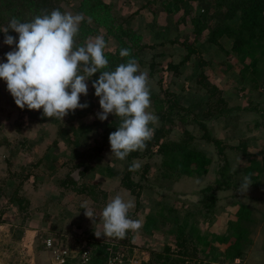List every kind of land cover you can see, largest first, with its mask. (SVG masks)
<instances>
[{
    "label": "rangeland",
    "instance_id": "374dc122",
    "mask_svg": "<svg viewBox=\"0 0 264 264\" xmlns=\"http://www.w3.org/2000/svg\"><path fill=\"white\" fill-rule=\"evenodd\" d=\"M109 1L111 13L119 23L121 10L122 12L135 11L141 2L146 0ZM208 1L191 0L192 12L195 15L211 13L217 17L218 13L209 6ZM79 3L80 0H71V4L67 0L57 3L61 9L60 12L55 17H49L44 24L47 31L43 35L46 40L41 48L42 54L54 49V43L59 40L67 41L66 47L73 45L82 47L79 37L71 35L73 29L81 24L82 16L77 9ZM143 14L150 19L148 12ZM181 18V14L169 15L161 11L160 17H157L159 20L157 27H160H158L160 33L175 36L178 42L185 39L190 44L194 38L192 25ZM185 18L187 19V16ZM127 25L133 24L125 23V26ZM12 26L10 23V27L14 30L11 33L7 32L5 25L0 27V52L4 49L7 51L14 49L13 39L16 38L11 40L7 38L16 37L19 32ZM21 37L26 38L25 35ZM87 41L88 46L93 49L96 48V43H102L99 37L95 39L94 36H87ZM220 42L224 46L223 50L215 44L208 46L205 40H196L191 44L197 47V51L187 59H185L186 50L179 43H166L151 50L157 55L158 63L151 76L146 72L140 75V91L145 90L146 93L137 94L138 100L127 107L140 111V119L145 120L150 130L165 124L155 116L156 104L151 95L168 98L165 94L170 92L175 98L181 97L179 99L181 105L186 110L191 108L192 116L190 115L187 118L188 121L182 124L186 127H172L171 131L165 130V136L167 139L178 141L185 134L184 130L189 131L194 137L197 148L206 154L211 162L207 171L202 174L179 175L178 171L173 169L165 173L161 164L162 158L155 151L133 157L129 161L135 168L134 172L132 170V177L135 182L143 186L137 197L122 184L121 177L126 171L127 161L122 159V155L114 156L115 150L112 148L103 147L105 136L102 125L92 124L95 121L93 119L95 114L100 112L98 109L100 99L108 96L102 93L99 97L94 92L90 79L79 75H71L67 79L69 90L66 91V95L73 99L75 106L77 105L78 108L84 106L83 109H87L80 113V117L72 119L73 116H69L67 109L64 108L67 104L62 102L64 93L59 95L51 93V87L60 81L65 72L64 69H60L61 76L56 80H49L46 87H42L45 91L43 95L53 97L54 108L56 112L59 110L58 117L56 120L52 119L45 124H39L36 120H30L26 115L15 110L17 108L13 106L9 95L3 92L1 87L15 91L22 99H26L28 95L35 97L39 94L42 90L41 86L27 87L15 68L11 74L0 78V264H28L27 257H30L34 264H42L45 259L43 244L46 238L53 239L58 246L61 245L76 252L81 247L91 244L90 236L95 241L97 260L100 256H105L107 257L105 264H110V259H114L112 264L162 262L163 259L159 262L153 260L155 257L150 255L149 246L159 248L162 242H169L170 237L167 236L165 226H159L158 230L151 228L150 231H143L141 226L146 215L160 211L165 214L170 212L169 216L172 219L178 217L181 220L180 214L186 210L182 209L183 206H187V210L191 211L193 205L201 198L200 193L203 187L214 183L216 170L219 164L223 163L220 153L226 155L230 168L238 172L233 177L230 188L224 187L216 191L217 201L211 214L203 212L208 219L212 215L209 219L210 224L205 226L203 222L199 224L197 221L195 226L203 237L212 240L217 232L227 227V222L230 221L228 216L236 202L248 205L254 217L249 228V235L240 241V256L235 257L228 264H264V174H260L257 180H251L245 175L240 165L238 169L235 164L236 161L239 164L245 160L236 147L238 144L247 142L253 147L249 148L250 153L253 154L262 148L259 147V141L255 138L264 137V130L257 125L261 116L253 106L258 105L264 108V71L256 80H241L237 74L239 69L237 65L240 67V64H233L235 56L232 53L226 55L224 52L230 49L229 39H220ZM114 45L115 42L111 36L104 42L107 50L114 49ZM79 47L71 51L72 57H78ZM40 53L41 51L39 55ZM53 56L58 57L59 54H53ZM196 56L213 61L212 68L205 70L211 73L214 69L211 79L219 88V95L230 111L228 117L200 116L198 118L206 123L210 136L220 139L222 151H219L211 141L202 139L201 133L197 130L198 126L194 123L195 120L193 122V113L197 112L194 110L196 106L201 107L204 101L212 104L209 103L212 96L210 98V94L202 93L200 84L194 82L197 76L193 73L200 71V67L195 63ZM170 61L184 62H181L182 65L179 63L178 72L173 74L167 67ZM260 66L264 70V59ZM56 68L55 63L48 64L45 74L53 75ZM6 82L10 87H7ZM194 98L197 99L195 102L197 104L193 107L191 103ZM90 101L92 110L89 111ZM70 108L77 109L71 106ZM83 121H86L87 125H92L86 134H89L90 138L86 141L87 143L79 145L80 149L76 153L69 135L75 129L78 131L80 127H83L81 125ZM132 126V131L135 133L137 129L134 124ZM168 127L166 125V128ZM92 143L102 145L101 150L93 151ZM136 143L137 140H131V144ZM87 145L91 148L89 155H82L81 151ZM141 149L142 146L139 147L140 151ZM92 156L98 159L97 167L100 170H88L84 177L79 179L78 182L86 187L85 193L77 190L76 193L72 188L60 187V179L67 174L76 177L78 171L88 160H91ZM49 165L54 166L55 170L48 169ZM147 166L148 169L145 168ZM252 173L255 175L257 171L252 170ZM27 174L31 176L22 181ZM93 178L100 190L96 196L94 193L97 190L92 196L88 194L94 189L88 179ZM21 182L22 185L18 186ZM16 189L26 201L23 202L26 204L24 208L7 205L9 200L3 198L4 195L10 197ZM137 205L139 211L136 212ZM192 220L194 219L191 218L190 221ZM199 221H203V218ZM29 230L34 231L33 236L27 232ZM46 254L47 258L48 252ZM202 255L204 253L198 250L194 257L195 262L187 260L188 264H227L220 263L219 258L213 260ZM94 263L95 259L92 258L91 264Z\"/></svg>",
    "mask_w": 264,
    "mask_h": 264
},
{
    "label": "trees",
    "instance_id": "16d2710c",
    "mask_svg": "<svg viewBox=\"0 0 264 264\" xmlns=\"http://www.w3.org/2000/svg\"><path fill=\"white\" fill-rule=\"evenodd\" d=\"M59 1L61 0H0V27L5 25L7 32L10 31L9 33H11L14 31L10 27L11 23L12 27L19 32V35L26 36L25 39H22L19 35L7 38V40L16 39H13L15 43L12 45L14 47L13 51L4 49L0 52V78L11 74L15 68L27 87L41 86L42 88L46 87L49 80L58 79L61 76L59 70L64 69L65 72L62 74V78L59 79L60 81L51 87V93L57 95L64 93L62 102L67 104L64 108L67 109L69 116H73L72 119H77V117H80V113L87 109H83L84 106L78 108L77 105H74L73 99L66 95V91L69 90L67 79L71 75H79L90 79L91 86L99 97L102 93L108 96L100 99L98 107L100 112L95 114L93 118L95 121L92 124L102 125L103 135L105 136L103 147L112 148L115 150L114 156L122 155V159L128 162L125 163L127 165L126 171L121 177L122 184L136 197L143 186L134 181L132 170L134 172L135 168L129 161L133 157L143 155L146 152L150 154L155 151L161 156V164L165 173L172 169L178 171L179 175H199L206 172L211 159L197 148L194 137L189 131L184 130L183 133L185 134L178 141L167 139L165 136V132L171 131L172 127H186L182 124L188 121L187 118L190 115L192 116L191 108L188 107L189 110H186L181 105V101H179L181 97L179 99L178 96L175 98L174 94L170 92L165 94L168 98L159 97L156 94L151 95L156 104L155 116L165 124L164 126H155L150 130L145 120L140 119L141 112L127 106L138 100V98L136 99L137 94L146 93L145 90L140 91V75L143 72H146L149 76L152 75L158 63L156 60L157 55L152 51L156 46H162L166 43L181 44L186 50L185 59H187L197 51V47L191 44L195 43L196 40H205L208 46L215 44L223 50L224 46L221 44L220 39L227 38L230 41V49L224 50V52L226 55L232 53L235 56L233 64H240V67L237 65L239 78L241 80L248 79L249 81L261 77L264 71L260 66L264 59V0H207L209 6L218 13L217 17L211 13L195 15L190 5L191 0H146L142 1L135 11L122 12L121 10V21L119 23L116 22V18L111 13L109 6L111 2L109 0H80L77 9L82 16L81 24L73 29L71 35L79 37L82 47H79L78 44V46L66 47L67 41L59 40L54 43V49H50L49 53L44 52L42 54L41 48L46 40L43 35L47 31L44 24L49 17H55L60 12L61 9L57 5ZM67 2L71 4V0H67ZM54 3L56 4L53 6ZM161 11H165L169 15L181 14V19L187 20L186 23L192 25L194 38L190 41V44L185 39L178 42L175 36H169L164 32L160 33V27H157V24L159 25L157 17H160ZM144 12H148L150 19L146 18ZM86 15H88V18H86ZM185 16H187V19ZM125 23L133 25L125 26ZM165 28L163 29L165 30ZM87 36H94L95 39L99 37L102 43H96L97 46L93 49L88 46ZM110 36L115 45L114 49L107 50L104 47V42ZM76 47L80 48L78 57H72L71 51ZM53 54H59V56L54 57ZM181 62L184 61L178 63L170 61L167 63V67L173 74L177 73L179 63L182 65ZM52 63H55L57 68L54 74L49 76L45 74V70L48 69V64ZM195 63L200 67V71L193 73L194 76H197L194 82L200 84L203 90L202 93L210 94V98L212 96L209 103L213 105L208 104V101H204L201 103V107L196 106L194 110L197 112L193 113V122L195 120L194 123L198 126L197 130L201 133V138L211 141L219 151H222L220 139L210 136L206 123L198 118L200 116L228 117L230 111L227 109L228 106L224 99L219 95V88L211 79L214 69L211 73L205 70L212 68L213 61L196 56ZM215 64L218 65L219 63ZM7 85V87H10L8 83ZM1 89L9 95L12 104H14L13 106L17 108L15 110L26 115L30 120L45 124L52 119L56 120V117H58L57 112L59 110L56 112V108H54L55 101L53 97L43 95L45 93L43 88L35 97L28 95L26 99H22L15 91L3 87ZM196 101L197 99L194 98L191 103L193 107L197 104ZM70 106L77 109L72 110ZM88 107L90 111L91 101ZM253 108L260 112L261 119L257 121V125L263 127L264 130V108L258 105L253 106ZM133 124L137 129L135 133L132 131ZM81 125L83 127H80L78 131L75 129L69 135L76 153L80 149L78 148L79 145L89 140V134H86L89 132L88 128L92 127L91 124L87 125L86 121H83ZM166 125L169 127L166 128ZM255 139L259 141V147L262 148L254 154L250 153L249 148L253 147L248 145L247 142L236 146L245 160L239 162V164L236 161L235 164L238 169L240 165L245 175L251 180H257L260 174H264V137ZM131 140H137V143L131 144ZM101 146L92 143L91 148L93 151L95 149L101 150ZM141 146L140 151L139 147ZM91 148H88L87 145L82 149L81 154L89 155ZM220 154L223 163L219 164L216 170L214 183L203 187L200 193L201 198L193 205L191 211L187 210V206H183L182 209L186 210L183 214H180L181 220L178 217L172 219L169 216L170 212L165 214L160 211L146 215L141 226L143 231H150L151 228L158 230L159 226H165L167 236L170 237V241L162 242L159 248L149 246L150 255L155 257L153 260L159 262L163 259L158 264H188L187 260L195 262L194 257L198 250L202 251L204 253L202 256L207 258L213 260L219 258L220 263L228 264L235 257L240 256V241L249 235V228L254 220L248 205L236 202L228 216L230 221L227 222V227L223 231L217 232L212 240L203 237L195 226L197 221L199 224L203 222L205 226L210 224L209 219L212 218V215L208 219L203 212L206 211L209 215L211 214L217 201L216 191L224 187L230 188L233 177L238 172V170L230 168L226 155ZM90 159L84 165L82 164L83 168L78 171L76 177L67 174L63 179H60V187L72 188L76 193L77 191L85 193L84 188L86 187L78 182L79 179L84 177L88 170H100L97 167L98 159H94L93 156ZM52 165H49L48 169L55 170ZM145 168L148 169V166ZM252 170H256L257 174L253 175ZM30 176L29 174L25 175L22 181ZM88 181L94 187L88 194L92 196L93 192L97 190L94 195H98L100 190H98L94 178L88 179ZM20 185H22V182L18 186ZM3 198L9 200L7 205L18 206L19 208H24L26 205L23 204L25 199L18 193V189L10 197L4 195ZM137 207L138 205L135 208L136 212L139 211ZM191 218L194 220L190 221ZM200 218H203V221H199ZM127 227L129 229V224H127ZM90 238L92 241H90L91 244L87 248L90 251L91 261L94 258V264H105L107 257L100 256L97 260L95 241L92 236ZM149 264L152 263L149 262Z\"/></svg>",
    "mask_w": 264,
    "mask_h": 264
},
{
    "label": "built area",
    "instance_id": "2783aa9c",
    "mask_svg": "<svg viewBox=\"0 0 264 264\" xmlns=\"http://www.w3.org/2000/svg\"><path fill=\"white\" fill-rule=\"evenodd\" d=\"M43 250L47 261L42 264H91L90 251L87 246L81 247L80 250L72 251L61 245H56L54 240L46 238L43 244ZM114 259H110L109 263L112 264Z\"/></svg>",
    "mask_w": 264,
    "mask_h": 264
},
{
    "label": "crops",
    "instance_id": "0c3cea01",
    "mask_svg": "<svg viewBox=\"0 0 264 264\" xmlns=\"http://www.w3.org/2000/svg\"><path fill=\"white\" fill-rule=\"evenodd\" d=\"M27 232H29L30 234H32L31 236L34 235V231H32V230H29V231H27ZM27 256H28V255H27ZM26 261L28 262V264H34L30 257H27V258H26ZM46 261H47V259L45 258V259L43 260V262L45 263Z\"/></svg>",
    "mask_w": 264,
    "mask_h": 264
}]
</instances>
